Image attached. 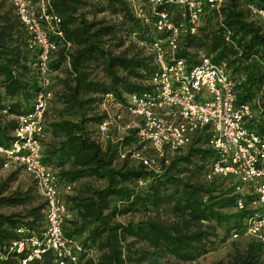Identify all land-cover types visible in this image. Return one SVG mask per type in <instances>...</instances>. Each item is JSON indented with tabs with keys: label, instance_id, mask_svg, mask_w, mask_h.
<instances>
[{
	"label": "trees",
	"instance_id": "1",
	"mask_svg": "<svg viewBox=\"0 0 264 264\" xmlns=\"http://www.w3.org/2000/svg\"><path fill=\"white\" fill-rule=\"evenodd\" d=\"M49 1L52 11L62 18L64 40L74 49L60 47L50 63L59 72L53 85L59 89L45 116L51 139L42 146L43 163L57 171L61 184L76 185L75 195L63 194L72 213L64 234L95 252L94 256L82 254L81 263L143 264L154 256L193 263L215 251L220 229L231 237L241 235L256 211L237 210L239 195L230 178L205 180L219 160L207 145V135L168 163L160 159L157 172L128 161L118 164L119 149L136 143V131L105 146L94 139L103 118L99 109L107 95L125 103L130 95L152 92L148 82L156 69L153 58L132 40L127 44L129 36L151 42L165 35L143 26L124 0ZM250 5L264 9V0H225L219 13L207 15L197 34L183 36L179 56L190 69L200 64L202 55L226 63L237 83V105H251L255 116L249 127L264 134V24L253 18ZM107 13L111 19L99 18ZM174 20H182L177 9ZM28 38L14 7L0 0V146L6 148L15 142L18 117L32 110L39 90L38 76L31 68L38 52L29 49ZM54 40L60 46L64 41ZM54 101L56 113L50 117ZM3 163L0 157V171ZM21 171L13 170L0 179L2 245L18 239L22 226L35 232L45 226L44 203L27 206L35 182L28 190L13 186ZM81 182H85L83 188ZM245 199L249 204L251 198ZM4 208L22 209L6 213ZM233 208L235 212L228 213ZM129 214L143 218L118 220ZM263 252L264 247L251 239L243 249H234L230 264H260ZM24 258L11 253L0 264H20ZM31 264H52V256Z\"/></svg>",
	"mask_w": 264,
	"mask_h": 264
},
{
	"label": "built area",
	"instance_id": "2",
	"mask_svg": "<svg viewBox=\"0 0 264 264\" xmlns=\"http://www.w3.org/2000/svg\"><path fill=\"white\" fill-rule=\"evenodd\" d=\"M12 5L29 33L28 47L38 56L31 64L39 79V90L32 110L18 117L15 142L0 146L4 159L1 171L22 169L36 185L45 205V226L39 232L28 227L17 230L18 239L0 244V262L15 253L25 255L20 264L42 261L52 256V264H82L80 257L88 252L74 237L64 234L67 220L72 218L63 194L75 195V184H61L57 171L43 163V141L47 137L45 116L53 100L54 77L50 63L60 47L73 50L64 40L62 18L52 11L49 0H4ZM134 17L145 27L164 37L153 41L137 40L136 46L147 51L156 67L149 79L152 92L143 96L130 95L125 103L107 95L100 106L99 122L94 139L105 146L117 143L136 131V143L121 147L118 162H136L151 171H159L160 159L185 153L194 140L207 135V145L219 155V160L205 176L211 182L215 176L235 178V194L239 195L237 210L256 211L249 218L244 236L264 247V134L253 123L254 112L249 104L237 105L236 81L226 63H215L201 56L200 64L190 69L181 58L183 36L197 34L199 26L210 12H220L225 0H124ZM253 18L264 24V9L250 5ZM175 9L182 20H174ZM64 40L62 46L54 40ZM174 83V84H173ZM246 197L250 203L246 204ZM241 235L235 233L234 238Z\"/></svg>",
	"mask_w": 264,
	"mask_h": 264
},
{
	"label": "rangeland",
	"instance_id": "3",
	"mask_svg": "<svg viewBox=\"0 0 264 264\" xmlns=\"http://www.w3.org/2000/svg\"><path fill=\"white\" fill-rule=\"evenodd\" d=\"M91 2L94 0H90ZM96 1V0H95ZM108 13L107 14H103V15H99V18H103V17H108ZM109 19H111L112 17H108ZM107 18V19H108ZM144 54L147 53V51L143 50ZM147 55V54H146ZM59 75V72H56L54 80L57 81V77ZM174 84V83H173ZM59 88H54L55 94L56 91H58ZM56 97V96H55ZM54 97V98H55ZM55 100V99H54ZM55 106V101L52 104V108L50 109V117H53L54 114L56 113L55 108H53ZM257 115H259V111H256ZM91 128H93V126H90ZM47 138L46 137L43 141V145L45 147V143H47ZM124 162H118L119 165L123 164ZM129 164L132 165H138V163L136 162H132L129 161ZM13 171V170H11ZM11 171H0V179L6 177L7 175L10 174ZM236 181L235 178H230V181L228 182H232V184H234ZM85 182H81L79 187L83 188V184ZM90 183V182H87ZM32 185H34V181L28 177L26 175V173H24V171H21L19 173V177H18V181L13 185L15 188L18 187L22 190H28L30 187H32ZM140 186L142 184H139ZM42 202V198L40 197V195L38 194L36 187L34 186L32 191H31V200L29 201V204L27 205L28 208L30 207H35L38 204H41ZM22 208H4L2 209L4 212L6 213H10V212H17L20 211ZM228 213L231 212H235V209H230L227 210ZM143 217L141 216V214L138 215H134V214H129L126 216H119L118 220L121 222H129L131 220L133 221H137L139 219H142ZM244 233V232H243ZM243 233L241 234V236L239 238H234L233 236L231 237V233L226 232L223 229L219 230V235H220V240L218 242V244L216 245V249L215 251L211 252L210 254L200 258L199 260L193 262V263H180L177 262L176 260H174L173 258L167 256V257H158V256H154L149 258V260L147 261V258L145 260V262L143 264H215L219 261H222L224 264H230V260H231V255L234 251L235 248H239V249H243L244 246L251 241V239L247 236H244ZM139 247L141 249H146V245L145 244H140ZM260 264H264V252H263V256L261 259Z\"/></svg>",
	"mask_w": 264,
	"mask_h": 264
},
{
	"label": "crops",
	"instance_id": "4",
	"mask_svg": "<svg viewBox=\"0 0 264 264\" xmlns=\"http://www.w3.org/2000/svg\"><path fill=\"white\" fill-rule=\"evenodd\" d=\"M48 138H47V141H49L50 139H51V136L49 135V136H47Z\"/></svg>",
	"mask_w": 264,
	"mask_h": 264
}]
</instances>
